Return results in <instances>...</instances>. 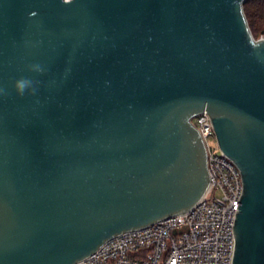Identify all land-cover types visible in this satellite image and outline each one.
Masks as SVG:
<instances>
[{"label": "water", "instance_id": "obj_1", "mask_svg": "<svg viewBox=\"0 0 264 264\" xmlns=\"http://www.w3.org/2000/svg\"><path fill=\"white\" fill-rule=\"evenodd\" d=\"M246 1L0 0V264H77L192 210L212 184L204 112L242 174L232 264H264V38Z\"/></svg>", "mask_w": 264, "mask_h": 264}, {"label": "built area", "instance_id": "obj_2", "mask_svg": "<svg viewBox=\"0 0 264 264\" xmlns=\"http://www.w3.org/2000/svg\"><path fill=\"white\" fill-rule=\"evenodd\" d=\"M192 123L208 152L212 184L189 212L106 242L77 264H232L234 225L243 192L239 168L221 151L207 112Z\"/></svg>", "mask_w": 264, "mask_h": 264}, {"label": "trees", "instance_id": "obj_3", "mask_svg": "<svg viewBox=\"0 0 264 264\" xmlns=\"http://www.w3.org/2000/svg\"><path fill=\"white\" fill-rule=\"evenodd\" d=\"M244 12L254 38L260 39L264 32V0H247Z\"/></svg>", "mask_w": 264, "mask_h": 264}, {"label": "clouds", "instance_id": "obj_4", "mask_svg": "<svg viewBox=\"0 0 264 264\" xmlns=\"http://www.w3.org/2000/svg\"><path fill=\"white\" fill-rule=\"evenodd\" d=\"M31 84L32 82L27 79H20L16 82V88L20 92V94H23L25 89L30 87Z\"/></svg>", "mask_w": 264, "mask_h": 264}, {"label": "rangeland", "instance_id": "obj_5", "mask_svg": "<svg viewBox=\"0 0 264 264\" xmlns=\"http://www.w3.org/2000/svg\"><path fill=\"white\" fill-rule=\"evenodd\" d=\"M260 38H264V32L262 33L261 37Z\"/></svg>", "mask_w": 264, "mask_h": 264}]
</instances>
